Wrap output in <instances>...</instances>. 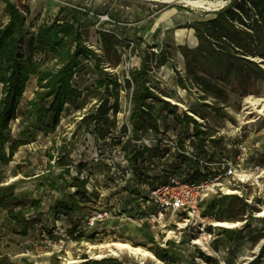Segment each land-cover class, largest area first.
Listing matches in <instances>:
<instances>
[{"label":"rangeland","instance_id":"1","mask_svg":"<svg viewBox=\"0 0 264 264\" xmlns=\"http://www.w3.org/2000/svg\"><path fill=\"white\" fill-rule=\"evenodd\" d=\"M11 1L29 10L30 15L27 25L31 32H35L44 24H51L55 20H64L71 16L70 12L63 11L64 8L89 11L92 17V25L83 29L82 33L86 44L91 49L104 57L100 49L101 38L99 32L102 29L117 34L122 42V46L119 47L120 64L115 67L110 61L107 62L111 68L117 69L115 76L118 77L123 88L129 87V84L125 82L128 72L138 68L141 60L146 56L145 52L153 53L151 49L155 46L158 53L153 54L158 56L161 54V50L168 52L171 61L185 75L186 69L179 64L180 51H178V47L188 46L194 48L197 46L193 47L189 44L191 34L194 35V32H192V29L185 28V25L188 24L186 22L190 21L192 23L202 17H211L210 13L220 10L223 4L228 3L229 0H171V2L166 0ZM183 1H206L215 5L194 8L182 3ZM7 16L6 5L0 0V28L4 26ZM180 33L186 36L184 42L178 39ZM140 37L143 38L141 45L142 57L139 56L138 52L131 50L137 38ZM34 57L38 61L44 60L46 67H55L56 59L53 55L45 57L42 53L35 52ZM257 61L262 62V59L257 58ZM151 66L150 74L152 78L150 81L158 94L178 101L181 100L180 96L184 97L193 113L206 118L209 136L215 137L213 141L224 146L225 150L226 145H233L238 140L237 137L241 136V142L247 147L248 153L255 159L254 161L260 162L264 169V81L253 79L245 87L233 83L228 88V101L223 104V111L218 114L215 113L213 107L202 106L203 104H213V101L210 99L207 100L208 102L201 100L200 96L202 95L194 85H189L190 90L188 89L187 93H178L177 90L182 88L177 84L176 74L172 72L171 78L166 80L162 75V67L155 68L154 63ZM96 77L94 60L84 61L77 72L74 83L83 90L82 97L76 103L65 106V110L52 132L44 134L41 132L42 130H39L37 131L38 135L36 134L34 139L30 140V148L34 154L30 160H27L26 165L20 166L21 177H29L30 167L37 171L44 169L49 164L54 168L57 175L63 173L64 169L59 167L56 161L58 162L57 158L63 154L61 149L64 145L68 147V151H71L72 154V169H70L71 173L68 180L74 182L73 179L76 178L77 174L81 176V174L86 175L85 173L89 172L88 166L93 163L94 147L98 144L95 142V137L88 136L89 127L82 122L84 118L90 116L94 107L99 108L101 105V97L104 91L96 87ZM33 82L35 83L34 78L27 85L17 119L10 124L11 127L14 123L16 124L15 130L11 129L15 139L20 137V132L25 130V126L30 121L27 116H24V113L28 110L27 102L34 98L37 90ZM121 87L118 90L119 102L115 118L124 116V108L128 106L130 100L129 95L120 92ZM133 87L130 84V88ZM29 98L30 100H28ZM225 115L226 117L223 118ZM171 124L177 125V122L171 120ZM97 133L103 140L104 137L102 136L107 135V130L101 129ZM115 138L116 130H114L110 140L102 145V152H100L102 160L107 161L109 157H113L112 160L116 163L115 158H118V155H113L111 149L112 145L116 144ZM218 140L220 141L218 142ZM221 146H219V150ZM49 154H53L56 158L51 160ZM118 161L121 162L120 157ZM120 166H122V163ZM1 167L0 170L3 169V171H0V186L13 184L11 170L12 167L16 169V165L9 164L4 168ZM22 167L25 169L21 170ZM106 169L104 163H100L94 168V172H106ZM18 182H20V191H16L17 201L10 202L8 209L0 208V251L2 257L7 258V264H83L90 260L106 258L129 260L139 264H166L154 255V251L158 248L167 249L169 242L176 243L177 238L180 237L177 233L162 232L161 229L154 226L139 227L135 223L116 219L100 222L93 229L84 230L86 219L96 211L97 206L95 203H88L86 202L87 199H83V202L87 205L80 210H76L69 215L57 214L53 211L52 204L60 197L59 192H51L46 187L44 190H39L43 182L41 178L30 180L20 178ZM79 184L73 183L76 188L79 187ZM36 188L38 191H36ZM45 190L46 193H44ZM67 192L73 194L72 191ZM79 193V200L86 196L82 191ZM263 194L264 175L261 186L247 188L242 197L247 199L248 203H252L261 198L264 200ZM68 195L67 193L66 196ZM44 196L48 198L44 199ZM20 198L25 203L18 202ZM38 200L44 201V204H41L40 207L35 206V202ZM219 200H221V203L218 204ZM228 204L229 201L225 199V196H215L204 206L205 211L213 218L210 224L215 222L223 224L218 226L216 239L212 241L208 251H201L209 259H203L200 249L193 246L191 239H195L196 236L193 235L194 237H192L191 234L184 233L178 244L182 243L183 239L188 240L180 248L185 259L193 260L196 264H249L257 261V257L264 246V239L254 242V239L260 233L259 230H262V225L257 218L264 217L263 203L252 204L255 207L254 212H250L246 208L243 221H231L226 217L227 215H224V220H217L214 217V212L217 210L221 212ZM243 206L242 202L238 201L233 207V211L240 213ZM8 210H14V214L19 219L11 218ZM44 215L46 217H43ZM72 215H75L77 219L82 218V220L77 223L76 219L73 225L69 222ZM250 215L251 217H249ZM80 221L83 223H80ZM223 230H241L244 238L237 240L234 233H226ZM52 238L56 240V243H51ZM151 238H154V240L151 241ZM117 245L139 248L141 252L120 248ZM214 252H218L219 258L213 255ZM256 264H264V257Z\"/></svg>","mask_w":264,"mask_h":264},{"label":"trees","instance_id":"2","mask_svg":"<svg viewBox=\"0 0 264 264\" xmlns=\"http://www.w3.org/2000/svg\"><path fill=\"white\" fill-rule=\"evenodd\" d=\"M2 1L6 5L9 21L0 28V165L7 166L20 147L29 144L30 140L34 139L38 134L37 131L42 130L41 132L44 134L52 132L56 128L65 106L80 100L83 90L74 83L77 72L86 60H94L97 75L95 84L98 89L104 91V94L101 97L100 107H94L90 116L84 118L82 123L89 128L95 121L106 125L110 124L109 106L113 99L115 102L114 112L118 111V90L121 84L118 77L111 76L105 69L110 67L107 61L113 63L115 67L120 64L119 47L122 46V42L117 34L102 29L99 32L100 49L104 57L100 56L86 44L83 38V29L92 25L89 11L64 8L63 11L70 12L71 16L64 20H55L51 24H44L35 32H31L27 25L29 10L20 7L11 0ZM210 15L209 18L202 17L185 25V28L194 31V36L197 39V46L194 48L178 47V51L185 59V75L171 61L168 52L164 50H161V54L158 56L149 51L145 52V58L132 72L134 83L132 120L137 132L146 131L152 127L156 117L164 110L173 113L177 119H180L179 112L182 111L153 92V84L150 81L152 63L155 68L170 66L177 76L179 87L190 90L189 85H194L202 93L201 100L210 99L213 101V104H203L202 106L213 107L215 113L218 114L223 111V104L228 101V88L233 83L245 87L253 79L264 81V0H229L224 8L210 13ZM142 43L143 38H137L131 49L138 52L140 57L143 54ZM35 52H40L45 57L53 55L56 59L55 67H46L44 60H36ZM257 58L262 59V62H258ZM32 78L36 80L37 90L34 98L27 102L28 110L24 113V116H27L30 121L25 126V130L20 132V137L15 139L10 124L17 119L20 113L21 101ZM126 82L130 84L128 81ZM225 117L226 115L223 116V118ZM183 120L193 126L198 139L195 145L203 150L206 141L211 136L207 131H202L200 124L188 114H184ZM212 143L215 146H221L213 140ZM61 152L63 154L57 158L56 164L64 169L63 173L56 176L51 174L42 176L43 182L40 187H46L51 192H59L61 195L52 209L57 214L69 215L80 210L82 208L81 200L87 199L86 196H83L81 200L76 198L84 188L86 181L76 178L73 179L74 182L68 180L70 169H72V154L66 145L62 146ZM49 157L51 160L55 158L53 154H49ZM73 183H80L79 191L71 194L67 191L71 187H76ZM18 187L19 183L0 186V208L8 209L10 202L17 201L16 190ZM64 193L69 195L66 196ZM225 199L229 201L228 206H225L221 212L217 210L214 212L215 216L213 215L219 221L224 220V215L234 222L243 221L246 208L250 212L255 210L253 205L246 203L243 198L238 196H225ZM238 201L244 205L240 213L233 211V207ZM217 203H221V200ZM40 205L41 201L35 202V206L40 207ZM205 213L208 214L206 211ZM8 214L11 218L19 219L14 214V210H8ZM72 218L70 217V219ZM257 219L262 225V230H259L260 233L254 242L264 239V217ZM73 220L75 221L76 218ZM209 231H212V228H209ZM223 231L234 233L237 240L244 238L241 230ZM153 240L154 238H151V241ZM187 241V239H183L180 244L169 242L167 249L158 248L154 251V255L166 264H196L193 260L185 259L181 254V245L186 244ZM200 254L203 259H209L203 252ZM263 257L264 246L257 261ZM257 261L249 264H256ZM7 263V258L2 257L0 251V264ZM83 264L139 263L106 258L90 260Z\"/></svg>","mask_w":264,"mask_h":264},{"label":"built area","instance_id":"3","mask_svg":"<svg viewBox=\"0 0 264 264\" xmlns=\"http://www.w3.org/2000/svg\"><path fill=\"white\" fill-rule=\"evenodd\" d=\"M227 4H223L221 9ZM8 21L7 16L4 25ZM151 51L158 53L156 46ZM134 69L125 77V82L128 81L133 86ZM105 70L111 76L117 73V69L111 67H106ZM130 84L129 87H121L120 91L130 98L128 106L124 108V116L115 118V102L112 101L108 115L110 124L95 121L89 128L88 136L95 137L98 145L94 147L89 172L81 176L77 174L76 179L86 181L81 191L86 194V202L95 203L97 207L86 219L84 230L93 229L100 222L116 219L135 223L139 227L154 226L169 234L177 233L180 235L176 240L177 244L184 233L191 234L192 237L196 236L191 239L193 246L201 251H208L212 241L216 239L218 226L223 224H210L213 218L205 213L204 206L215 196L243 198L242 194L247 188L261 186L264 169L248 153L247 147L241 142V136H236L238 140L233 145H226V150L224 146L219 150V146L212 143L215 137H211L203 150H200L195 145L198 139L193 126L187 124L183 117L185 113L193 117L205 132L208 122L206 118L193 113L182 96L178 101L161 96L153 90L157 96L182 110L179 112L180 119L164 110L156 117L152 127L137 132L132 120L134 87L130 88ZM171 120L179 126L172 125ZM15 127L14 123L11 129L15 130ZM101 129L107 130V135L102 136L103 140L97 133ZM114 130L116 144L111 149L113 155H118L116 163L112 160L113 157L104 161L100 156L102 145L110 140ZM119 157L121 162L118 161ZM100 163H104L106 172H94V168ZM68 191L76 193L79 188L71 187ZM243 199L248 203L247 199ZM257 203L264 205V200L261 198L248 204ZM79 220L82 218H78L77 223ZM208 225H211L212 231H209ZM55 241L53 239L51 243ZM213 255L219 258L218 252Z\"/></svg>","mask_w":264,"mask_h":264},{"label":"crops","instance_id":"4","mask_svg":"<svg viewBox=\"0 0 264 264\" xmlns=\"http://www.w3.org/2000/svg\"><path fill=\"white\" fill-rule=\"evenodd\" d=\"M186 23H191L190 21H187ZM192 32H194V31H192ZM179 57H180V62H179V64H181V66L182 67H184V69H185V59H184V57L182 56V54L179 52ZM167 67H169L170 68V66H167ZM171 69V68H170ZM179 70L182 72V70L179 68ZM172 72H174L173 70H172ZM34 83V82H33ZM35 89H37V85H36V80H35ZM0 98H1V93H0ZM28 100H30V98L28 99ZM38 135V134H37ZM36 136V135H35ZM23 149H27V150H23ZM34 153H33V150L30 148V143L29 144H27V145H24V146H22L19 150H18V152L15 154V156L13 157V160L11 161V163L10 164H12V165H16V169H13V167H12V170H11V173L13 174L12 176V181H14V183H20V182H18L19 180H20V178H22V179H27V180H30V179H34V178H36V179H39V178H41L42 176H45V175H48V174H51L52 176H56L57 174L55 173V171H54V168H52L51 166H50V164H49V166H46L44 169H40V170H37V171H35V169L34 168H29L30 170V172L28 173L29 174V177L28 178H24V177H21V172H20V170H19V168H21L20 166L21 165H26V163H27V160L29 159H31V156L33 155ZM0 167H1V165H0ZM4 167H6V166H2L1 168H4ZM25 168L24 167H22V169L21 170H24ZM31 169H33L32 171H34V172H32L31 171ZM0 171H3V169H1ZM9 185V184H8ZM17 190H19V187H18V189ZM16 190V191H17ZM22 190V189H21ZM39 190H44V188H39ZM20 191V190H19ZM36 191H38V189L36 188ZM47 191L45 190L44 191V193H46ZM44 199H47L48 197H43ZM77 199L79 198L78 196L76 197ZM18 202H24V200H22L21 198L19 199V201ZM56 202V201H55ZM55 202H54V204H55ZM25 203V202H24ZM41 204L43 205L44 204V201H42L41 202ZM54 204H52V207L54 206ZM81 206L82 207H84L85 205H87V203H84L83 201H81ZM46 210V209H45ZM43 212V211H42ZM79 215V214H78ZM81 215V214H80ZM75 215H73V216H71V217H73V218H76V217H74ZM82 216V215H81ZM81 216H78V217H81ZM43 217H46L45 215L43 216ZM73 218L72 219H70L69 220V222L72 224L73 223ZM72 220V221H71Z\"/></svg>","mask_w":264,"mask_h":264},{"label":"bare ground","instance_id":"5","mask_svg":"<svg viewBox=\"0 0 264 264\" xmlns=\"http://www.w3.org/2000/svg\"><path fill=\"white\" fill-rule=\"evenodd\" d=\"M147 1H157V0H147ZM166 1H168V2L170 1L171 2V0H166ZM182 3H186L188 6H191V7H194V8H204L207 5L208 6H214L215 5V4H211L209 2H206V1H187V2H182ZM185 38H186L185 34H183V33L178 34V39L181 42H184ZM189 44L191 46H193V47L197 45V39L192 34H191V37L189 39ZM162 75H163L164 79L168 80L172 76V70L169 67H167V66L162 67ZM178 91L181 94H183L185 92L182 89H179ZM232 227H235V226H232ZM117 246L120 247V248H124V249H131L134 252H138V253L141 252V250L139 248H132V247H130L128 245H117Z\"/></svg>","mask_w":264,"mask_h":264}]
</instances>
